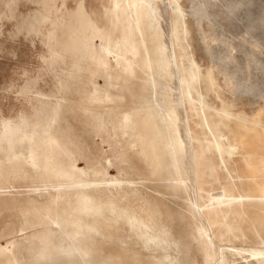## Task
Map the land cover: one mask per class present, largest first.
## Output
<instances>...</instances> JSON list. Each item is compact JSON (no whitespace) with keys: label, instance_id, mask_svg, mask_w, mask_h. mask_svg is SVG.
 I'll list each match as a JSON object with an SVG mask.
<instances>
[{"label":"rangeland","instance_id":"1","mask_svg":"<svg viewBox=\"0 0 264 264\" xmlns=\"http://www.w3.org/2000/svg\"><path fill=\"white\" fill-rule=\"evenodd\" d=\"M114 1L0 0V137L3 122L26 119V132L36 127L40 138L50 127L45 159L53 164L30 157L10 165L19 143L11 151L1 144L0 264H212L220 257L188 213L176 147L157 133L164 130L160 117L168 101L161 88L168 84L158 74L154 48L149 68L140 67L146 55L141 45L132 51L123 21L119 50L109 48L119 58L112 53L108 68L88 69L95 55L84 43L97 34L91 12L102 17ZM160 2L166 41L173 3L180 6L172 15L185 24L182 43H175L180 72L224 114L225 125L215 127L214 110L195 105L192 87L183 85L192 130L203 145L199 179L209 174L207 191L226 192L219 214L208 220L214 237L236 247L262 246L264 0ZM183 48L199 69L187 65ZM124 56H135V73L118 63ZM225 223L232 236L222 233ZM160 228L172 237L157 234Z\"/></svg>","mask_w":264,"mask_h":264},{"label":"bare ground","instance_id":"2","mask_svg":"<svg viewBox=\"0 0 264 264\" xmlns=\"http://www.w3.org/2000/svg\"><path fill=\"white\" fill-rule=\"evenodd\" d=\"M157 2H160V1L159 0H115L114 9L111 11L105 10L102 17L98 15L96 12L92 11L91 12V14L93 15L92 23L94 25V28L97 30V34L93 41L91 42L87 41L84 43V47L86 51H90L92 55H95V60L92 61V64L90 66H88V69L90 70L96 69L95 71L97 72L98 70L103 71L104 69L110 66L111 63H110L109 57L111 56L112 53H114V55L118 57L115 51L111 52L109 48L110 46L113 45V46H116V51L119 50V41H118L119 24L123 21H124L123 24H125L126 34L129 40H131L134 43V45L132 46V51L136 52L138 46L141 45L143 52L146 55L144 58L140 59L139 61V65H141L140 67L149 68V59L147 57V54L150 51L151 47L154 48L153 60L155 61L157 65L158 74L163 79H165L168 84V87L163 86L161 88V91L164 93L168 101L166 114L160 117L161 121L164 123V130L157 131V133L161 137L168 136L170 138L169 144L176 147L175 152H174L176 163L174 166H175L177 175L181 178V181L183 183L185 194L189 197V200H190L189 201L190 203H188L189 206L187 209L188 213L191 219L197 223L200 235L207 240L212 250L216 253H219V256H220L218 260H215L212 264H264V245L256 246V247H249V248H242V247L233 246L231 244L230 245L221 244L217 242L214 237V234H213L214 231L212 230L213 228L211 227L208 220H213L214 217L216 218V215L219 214V207L217 205L220 202H222L223 199H225L226 192L217 190L219 193L215 192L214 194H212L211 191L210 192L207 191L205 179L208 176H211L209 174L202 173V176H200L201 177L200 179L202 182H200L199 173H198V169H200L199 167L200 165L198 166V163L200 162H198L197 160L198 159L197 154L200 153L199 150L203 148V145L200 143L199 139L197 138L196 133L192 130V126H191L192 120L190 119V116L187 112L186 102H185L186 96H184L185 93H184L183 85H188L192 87V90L196 94V99H194L195 105H197L196 103L203 104L202 109L204 111L209 112L210 110H214V112L216 113L215 116H217L216 117L217 119L215 120L216 124L214 125L215 127L218 128V126L220 127L222 125L223 126L225 125L224 118H223L224 114L222 115L221 112L218 111V109L215 110L213 109V107L209 106L207 102L205 103L201 95L196 91L195 83L193 81L192 83L187 82V78L185 77V74L184 73L182 74L180 72L179 62H178L179 59L176 55L175 43L176 42L182 43L180 31L181 29L184 28L185 24H184L183 18L179 19V26H178L177 20H172V15L175 16V10L176 8L180 9V6L177 3H175L176 1L173 3L174 6L171 11L170 20H168L169 24H167L168 22H166L167 25L165 24V27L170 25L169 26L170 32L168 31L169 32L168 41H166L167 39L166 40L164 39V35L166 34L164 30H167V29L163 30L160 26L161 23L159 24L160 13L158 10L160 9H158ZM166 4L168 5V3ZM169 8H171V6ZM168 16L169 15H167V17ZM163 31L165 32V34ZM183 52H184V57L186 59L187 65L188 66L194 65L196 69H199L195 60L192 59L188 55L189 53L186 52L184 48H183ZM134 57L132 60L131 58H127V57H125L122 60H118V63H121V64L124 63L126 65L125 71H129L132 74L135 73L137 69ZM181 65L184 66L183 61L181 62ZM187 73L189 74L190 77L194 75V72L192 69L187 71ZM144 79L146 80V77ZM122 120L128 126H131L133 124V121L130 119L128 115L122 116ZM2 126H3V132H2L3 136L0 137V147L2 143H5L6 149L8 151H11L13 147L15 146V144L19 143V157L12 158L10 160V165L16 164V162L19 163L20 162L19 160H22V159L26 160L27 158H30V157L37 158V161L39 163L44 162V164H47L48 166L53 165L52 163H48V161H46L45 159L46 158L45 149L49 145L48 141H49V128L50 127H46L42 129L41 132L43 133L44 136L40 138L41 136L39 133L40 131H38L36 127L33 128L30 134L26 132V128L27 126H29L26 119H23L20 123L3 122ZM126 133L128 134L129 132H126ZM18 135H19V139L17 138ZM195 140L196 142H198L197 146H195ZM26 143L27 145L24 147L23 144H26ZM186 160L188 161V165L190 166V167L188 166L189 170L186 169L187 168ZM40 168L41 167H39L37 170H39ZM210 170L212 171V168ZM59 172L61 171L59 170ZM40 177H43V176H40ZM190 182H193V183H190ZM123 198H125V196ZM139 213L141 214L140 211ZM220 222L222 223L223 221H220ZM216 223H219V222H216ZM233 227H234V224H233ZM162 231H163V228H160L156 231V233L161 234L163 233ZM219 231H220V227H219ZM172 232H173L172 230H165V232L163 233L164 239H167V240L170 239L173 235ZM238 232H239V229H238ZM222 233L223 234L225 233V235L231 234V228L227 223L224 224V229L222 230ZM241 235H244V234L241 233ZM155 237H158V236H155ZM232 258H234V260Z\"/></svg>","mask_w":264,"mask_h":264}]
</instances>
